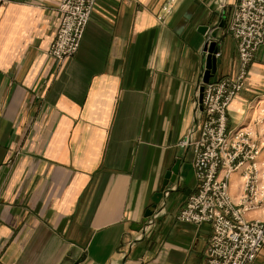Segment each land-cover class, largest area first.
Returning <instances> with one entry per match:
<instances>
[{
    "label": "crops",
    "instance_id": "crops-1",
    "mask_svg": "<svg viewBox=\"0 0 264 264\" xmlns=\"http://www.w3.org/2000/svg\"><path fill=\"white\" fill-rule=\"evenodd\" d=\"M168 1L98 0L58 66L60 0H0V264H206L212 227L176 220L197 188L180 143L203 121V28H221L210 81L239 72L240 0H177L165 15ZM259 120L264 46L229 111L230 131H258L264 160Z\"/></svg>",
    "mask_w": 264,
    "mask_h": 264
},
{
    "label": "built area",
    "instance_id": "built-area-1",
    "mask_svg": "<svg viewBox=\"0 0 264 264\" xmlns=\"http://www.w3.org/2000/svg\"><path fill=\"white\" fill-rule=\"evenodd\" d=\"M98 0H60L61 15L49 56L60 66L80 50ZM177 0H169V14ZM238 47L239 72L235 78L204 86L203 121L180 146L194 157L196 192L176 220L181 224L212 227L206 264H253L264 249V160L259 133L246 127L229 130V111L246 90L250 67L264 46V0H240L228 25ZM219 54L217 55V57ZM262 126L264 120L256 122ZM240 175V193L231 195V179ZM259 214L249 219V215Z\"/></svg>",
    "mask_w": 264,
    "mask_h": 264
},
{
    "label": "water",
    "instance_id": "water-1",
    "mask_svg": "<svg viewBox=\"0 0 264 264\" xmlns=\"http://www.w3.org/2000/svg\"><path fill=\"white\" fill-rule=\"evenodd\" d=\"M220 27L215 29L213 32L210 31V28H203L201 30V34L202 35H206L208 36L210 34V38L212 39V41H208L207 45L205 47V53H206V65H205V76H204V80H203V84L207 85L208 83H210V80L213 76L216 75L217 72V59H216V55L218 54V50H217V43L215 42V40L218 38V34L220 32ZM211 32V33H210ZM204 86L201 87L200 89V105H201V110H203L202 107V103H203V95H204ZM172 175L173 173L170 172L168 173L167 177H166V181H168L167 183L164 184L163 188L161 189L160 193H158L156 195V198H154V206H153V210H156L157 207L159 206L161 200L163 199L164 196V192L166 190V187L168 186V184L174 183V181H172ZM153 212L148 215V216H152Z\"/></svg>",
    "mask_w": 264,
    "mask_h": 264
},
{
    "label": "rangeland",
    "instance_id": "rangeland-1",
    "mask_svg": "<svg viewBox=\"0 0 264 264\" xmlns=\"http://www.w3.org/2000/svg\"><path fill=\"white\" fill-rule=\"evenodd\" d=\"M57 31H58V30H57ZM56 35H57V33H56ZM55 38H56V37H55ZM54 41H55V40H54ZM52 44H53V43H52ZM50 48H51V46H50ZM49 50H50V49H49ZM217 55H218V54H217ZM217 55H216V57H217ZM210 82H211V81H210ZM204 86H205V85H204ZM247 87H248V86H247ZM246 89H247V88H246ZM245 91H246V90H245ZM243 92H244V91H243ZM243 92H242V93H243ZM242 93H241V94H242ZM241 94H240V95H241ZM203 96H204V95H203ZM236 99H237V98H236ZM236 99H235V100H236ZM235 100H234V101H235ZM202 104H203V103H202ZM202 111H203V110H202ZM235 131H236V130H235ZM232 132H234V131H232ZM237 176H238V178H239V180H240V175H239V174L233 175V176H232V179H231V195H232L233 198L238 197V195H239V193H240V184H241V182L239 181V185H238V187H237L238 195L234 197L233 194H232V189L234 190V188H233V185H234V183H233V179H234V177H237ZM251 215H256V216L252 217ZM251 215H249V219L256 218L259 214H251Z\"/></svg>",
    "mask_w": 264,
    "mask_h": 264
}]
</instances>
